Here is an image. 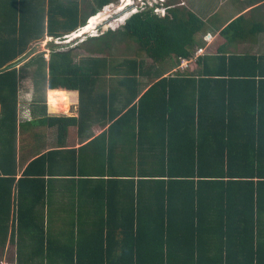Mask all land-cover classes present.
<instances>
[{
	"label": "trees",
	"instance_id": "trees-1",
	"mask_svg": "<svg viewBox=\"0 0 264 264\" xmlns=\"http://www.w3.org/2000/svg\"><path fill=\"white\" fill-rule=\"evenodd\" d=\"M117 1L0 0V252L13 246L15 264H264V56L225 51L257 37L264 23L231 20L214 37L213 54L193 59L218 15L204 20L166 0L82 42L77 60L55 47L48 59L39 54L16 67L31 43L60 39ZM125 40L135 44L134 57L105 56ZM182 60L187 69L179 70ZM166 68L176 70L164 76ZM142 77L149 88L140 95L136 85L130 108L114 112L99 136L116 135L124 147L128 167L109 166L104 180L120 196L107 195L106 214L51 243L41 202L44 179L56 172L41 155L17 178L20 97L38 91L32 112L63 137L86 118L95 85ZM47 90L49 103L62 104L70 101L63 90L77 91L78 116H47Z\"/></svg>",
	"mask_w": 264,
	"mask_h": 264
},
{
	"label": "crops",
	"instance_id": "crops-1",
	"mask_svg": "<svg viewBox=\"0 0 264 264\" xmlns=\"http://www.w3.org/2000/svg\"><path fill=\"white\" fill-rule=\"evenodd\" d=\"M195 3L196 1L189 0L183 6L192 10ZM221 3H223L222 12L210 11L205 17L199 14L200 10L195 8L192 10L204 20H208L214 13H217L219 19L208 23L207 32L204 35L206 38L200 46L203 49L202 54H213L212 42L214 37L231 20L243 16L247 21L264 23V0H222ZM225 51L236 56L245 54L257 57L264 56V31L253 39L234 41ZM184 68L187 69L186 67L178 69L183 70ZM166 70L164 76L173 74L176 69L166 68ZM147 83L146 77L129 80L124 84L119 79H106L102 83L99 82L95 85L96 90L94 92L98 96L94 101L91 100L87 104L89 113L86 118L82 120L80 126L70 127L63 137L58 136L54 126L38 123V120L44 115L32 112L34 107L32 105L33 89L27 88L28 90L23 94V97H20L19 106L21 110L17 115L15 134L17 178L21 177L26 166L32 160L41 155L45 157L46 168L50 167L53 172H56L53 173L56 174L55 176L52 175V177L44 179L46 182L44 183V195L41 202L44 208L43 214L45 218H48L45 228L49 229V233H46L48 234L46 236L51 243H55V239L60 237L61 232L73 231L80 227L83 228V226L87 227V224L83 225L82 222L91 220L93 216L106 214L109 205L102 202L107 198V195L111 193L110 196H112L117 193V197L120 196L121 192H114L115 186L104 182V180L108 178L106 175H108L109 166L120 172L128 167V163L120 157L124 147L116 135H112L110 142L107 136L104 139L99 138V136L106 133L109 125L107 120L114 112L120 110L123 114L130 108L133 91H136L135 86L138 85V88H141L139 91L142 95L151 85ZM49 91L47 90L45 93V114L47 116H78L79 98L77 91L63 90L69 94L71 100L70 106L68 105L71 111L70 115H59L57 113L60 112L57 111L53 112L55 114L49 112V101H46V94L50 95ZM112 94H115L114 98H112ZM140 95L133 102H137ZM22 99H24L23 102ZM127 131L129 132L130 129H122V132L127 133ZM115 140L118 141L115 142ZM116 145L117 150L114 149ZM118 149L121 150L118 151ZM110 153L114 154L112 159L108 155ZM100 172H104L103 175L105 176H99ZM116 187L123 190V183ZM114 198L116 197L114 196Z\"/></svg>",
	"mask_w": 264,
	"mask_h": 264
},
{
	"label": "rangeland",
	"instance_id": "rangeland-1",
	"mask_svg": "<svg viewBox=\"0 0 264 264\" xmlns=\"http://www.w3.org/2000/svg\"><path fill=\"white\" fill-rule=\"evenodd\" d=\"M131 1V2H130ZM166 0H129L130 5L126 6L124 9L119 10L120 0L116 3H112L106 7H104L100 13L102 15V19L98 21L94 29L82 34L81 36L76 37L77 34H80L81 28L75 30L69 34L67 38L62 37L60 39H53L51 37H45L42 40L35 41L30 44L28 50L26 51L23 59L16 64V67L22 66L29 59L38 56L39 54H43L44 58L48 59V55L52 49L58 48V50H70L72 49L73 55L76 54V60L79 59V56H85L84 51L80 49V44L86 41L90 37L99 36L102 33H105L107 30H115L123 25L125 18H128L134 12L141 10L142 8L151 7V6H159ZM173 2L175 6H183L186 1L189 0H170ZM196 3L194 4V8L200 10L199 14L202 17H205L207 13L210 11L222 12L223 3L222 0H194ZM231 4V3H230ZM192 8V10H195ZM163 9L160 7H155L154 11L160 13ZM122 17H125L124 20L120 23L118 20ZM88 22V20H87ZM87 24V23H86ZM86 26V25H85ZM206 38V36L204 37ZM90 42V40H89ZM96 43L90 42L89 45H95ZM135 48V44L132 41L125 40L123 42H113L112 49L107 51L106 57L116 58V59H124L126 57H134L133 50ZM148 63L145 65H149ZM39 96L38 91H33L32 99ZM48 94H46V101ZM48 103V102H47ZM71 103V100L69 101ZM68 105L70 106V104ZM51 114H55L49 109ZM63 113V112H62ZM57 113L59 115H70L71 111L68 108L65 114ZM14 252L12 246H7L4 252H0V264H15Z\"/></svg>",
	"mask_w": 264,
	"mask_h": 264
},
{
	"label": "bare ground",
	"instance_id": "bare-ground-1",
	"mask_svg": "<svg viewBox=\"0 0 264 264\" xmlns=\"http://www.w3.org/2000/svg\"><path fill=\"white\" fill-rule=\"evenodd\" d=\"M131 2V1H130ZM129 2V0H120V5H119V10L124 9L126 6L130 5L131 3ZM106 7V6H105ZM102 13V12H101ZM100 12H98L97 14H95L94 16H91L88 19V22L86 24V26H84L83 30H80V34H77L76 37L81 36L82 34H85L86 32L90 31L91 29H94L96 24L98 23L99 20L102 19V15ZM125 17L120 18L118 21L121 23L124 20ZM62 103H49L50 106V110L51 111H57L58 107L62 112H66L68 107V104H62Z\"/></svg>",
	"mask_w": 264,
	"mask_h": 264
},
{
	"label": "built area",
	"instance_id": "built-area-1",
	"mask_svg": "<svg viewBox=\"0 0 264 264\" xmlns=\"http://www.w3.org/2000/svg\"><path fill=\"white\" fill-rule=\"evenodd\" d=\"M203 53V49L202 48H197L194 52V55H193V59L197 58L199 55H201ZM189 60H182L181 63H180V67H187V64H188Z\"/></svg>",
	"mask_w": 264,
	"mask_h": 264
},
{
	"label": "water",
	"instance_id": "water-1",
	"mask_svg": "<svg viewBox=\"0 0 264 264\" xmlns=\"http://www.w3.org/2000/svg\"><path fill=\"white\" fill-rule=\"evenodd\" d=\"M127 18H125V20H126ZM60 105H62V104H60ZM60 107V106H59ZM59 107H58V110H57V112H60V113H62V111L59 109Z\"/></svg>",
	"mask_w": 264,
	"mask_h": 264
},
{
	"label": "clouds",
	"instance_id": "clouds-1",
	"mask_svg": "<svg viewBox=\"0 0 264 264\" xmlns=\"http://www.w3.org/2000/svg\"><path fill=\"white\" fill-rule=\"evenodd\" d=\"M135 13V12H134ZM75 32V31H74ZM71 34V33H70ZM69 36V34L68 35H65V38H67Z\"/></svg>",
	"mask_w": 264,
	"mask_h": 264
}]
</instances>
